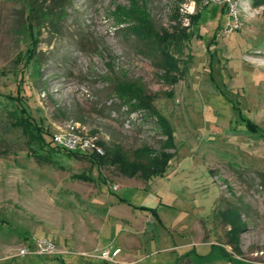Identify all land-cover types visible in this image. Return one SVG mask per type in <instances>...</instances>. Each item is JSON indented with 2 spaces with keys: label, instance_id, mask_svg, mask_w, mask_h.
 Returning <instances> with one entry per match:
<instances>
[{
  "label": "rangeland",
  "instance_id": "obj_1",
  "mask_svg": "<svg viewBox=\"0 0 264 264\" xmlns=\"http://www.w3.org/2000/svg\"><path fill=\"white\" fill-rule=\"evenodd\" d=\"M26 1L0 0V264H264V0H66L53 28Z\"/></svg>",
  "mask_w": 264,
  "mask_h": 264
},
{
  "label": "built area",
  "instance_id": "obj_2",
  "mask_svg": "<svg viewBox=\"0 0 264 264\" xmlns=\"http://www.w3.org/2000/svg\"><path fill=\"white\" fill-rule=\"evenodd\" d=\"M53 140L56 146L68 151L83 154H102V149L97 145L95 137L84 135L75 125L68 124L65 130L54 136ZM34 246V252L39 255H52L59 251L56 244L47 239L35 241ZM28 252H30L29 248L23 247L19 254L25 255ZM117 252L118 248L113 250L112 253L109 249L104 250L102 253L103 256L107 257L110 254L115 255Z\"/></svg>",
  "mask_w": 264,
  "mask_h": 264
},
{
  "label": "trees",
  "instance_id": "obj_3",
  "mask_svg": "<svg viewBox=\"0 0 264 264\" xmlns=\"http://www.w3.org/2000/svg\"><path fill=\"white\" fill-rule=\"evenodd\" d=\"M47 2L48 4L44 5V3H47ZM65 2L66 0H27L26 7H27V12H28V19L32 23L35 20H39V21L41 20L42 22H44L46 26L53 28L56 25V19L58 18V15L62 13V10L65 6ZM42 5H44L43 11L39 9V7ZM131 94H133L131 90L123 87V89L120 92L119 97H121L120 100L123 104L131 106L130 109L133 110L135 109V107H138V106H135V103L131 102L132 100ZM152 96L153 95H151V97ZM138 98L141 99L144 104V95L141 94L138 96ZM147 106L150 107V104H148ZM99 157L101 156L95 155V158H99ZM150 175L146 176V178L150 177Z\"/></svg>",
  "mask_w": 264,
  "mask_h": 264
}]
</instances>
